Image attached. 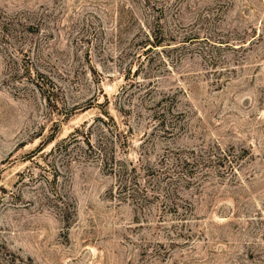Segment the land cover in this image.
Returning <instances> with one entry per match:
<instances>
[{"label": "rangeland", "instance_id": "obj_1", "mask_svg": "<svg viewBox=\"0 0 264 264\" xmlns=\"http://www.w3.org/2000/svg\"><path fill=\"white\" fill-rule=\"evenodd\" d=\"M0 264H264V0H0Z\"/></svg>", "mask_w": 264, "mask_h": 264}, {"label": "trees", "instance_id": "obj_2", "mask_svg": "<svg viewBox=\"0 0 264 264\" xmlns=\"http://www.w3.org/2000/svg\"><path fill=\"white\" fill-rule=\"evenodd\" d=\"M158 44H159V43H155V45H158ZM72 136H74V135L71 133V137H72ZM63 141H64V139H63ZM41 150H42V149L38 147V148L34 149V150L32 151V153H35V154H36V153H38V152L41 151Z\"/></svg>", "mask_w": 264, "mask_h": 264}]
</instances>
